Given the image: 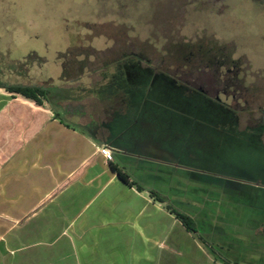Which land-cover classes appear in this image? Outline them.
I'll return each instance as SVG.
<instances>
[{"label":"rangeland","instance_id":"1","mask_svg":"<svg viewBox=\"0 0 264 264\" xmlns=\"http://www.w3.org/2000/svg\"><path fill=\"white\" fill-rule=\"evenodd\" d=\"M223 5L0 0V83L46 82L69 122L92 96L108 119L85 132L119 135L128 172L192 212L215 258L264 264V129L248 123L264 105V5Z\"/></svg>","mask_w":264,"mask_h":264},{"label":"crops","instance_id":"2","mask_svg":"<svg viewBox=\"0 0 264 264\" xmlns=\"http://www.w3.org/2000/svg\"><path fill=\"white\" fill-rule=\"evenodd\" d=\"M65 104L0 89V264H229L128 172L134 156L119 135L85 132L108 119L105 108L79 98L83 114L69 122L59 112H70Z\"/></svg>","mask_w":264,"mask_h":264},{"label":"trees","instance_id":"3","mask_svg":"<svg viewBox=\"0 0 264 264\" xmlns=\"http://www.w3.org/2000/svg\"><path fill=\"white\" fill-rule=\"evenodd\" d=\"M21 67L24 66L23 63L20 64ZM0 89L5 90L7 93L12 96H21L25 99L31 100L37 105H42L43 100H47L48 94L50 92L49 87L46 86V82L44 84L39 85H31V84H4L0 83ZM119 177L128 182V176L126 174L121 173L117 170ZM134 185V183H129ZM150 194L159 202H166L165 199L159 195L158 193L151 191ZM166 208L172 213L177 220L181 222L186 231L196 234L197 226L195 221L187 214L177 210L170 204H166Z\"/></svg>","mask_w":264,"mask_h":264},{"label":"flooded vegetation","instance_id":"4","mask_svg":"<svg viewBox=\"0 0 264 264\" xmlns=\"http://www.w3.org/2000/svg\"><path fill=\"white\" fill-rule=\"evenodd\" d=\"M252 1L258 5H264V0H252ZM214 2L216 3V6H215L216 11L217 12L220 11L224 6L223 5L224 0H214ZM228 61H229V58L225 56L224 53L216 54L214 57L209 59V62L212 64H218V63L223 64V63H227ZM218 82L219 81L216 77H213L212 79L209 80V83L214 84V85L218 84ZM252 112L256 114H261L262 116L259 115L258 118H254L252 119L253 121H248V123H252L264 129V105L262 106L260 105L258 109H255Z\"/></svg>","mask_w":264,"mask_h":264},{"label":"built area","instance_id":"5","mask_svg":"<svg viewBox=\"0 0 264 264\" xmlns=\"http://www.w3.org/2000/svg\"><path fill=\"white\" fill-rule=\"evenodd\" d=\"M99 154L103 157L104 161L111 162L113 159L112 151L107 146H101L98 149Z\"/></svg>","mask_w":264,"mask_h":264}]
</instances>
